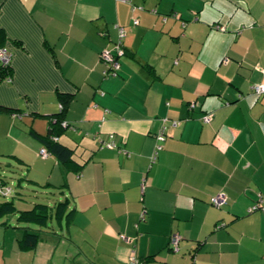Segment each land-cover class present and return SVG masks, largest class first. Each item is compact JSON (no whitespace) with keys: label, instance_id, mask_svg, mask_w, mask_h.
Masks as SVG:
<instances>
[{"label":"crops","instance_id":"0c3cea01","mask_svg":"<svg viewBox=\"0 0 264 264\" xmlns=\"http://www.w3.org/2000/svg\"><path fill=\"white\" fill-rule=\"evenodd\" d=\"M0 47V171L54 197L31 209L66 203L55 227L0 222V264H264V0H0ZM51 126L68 164L40 155Z\"/></svg>","mask_w":264,"mask_h":264},{"label":"trees","instance_id":"16d2710c","mask_svg":"<svg viewBox=\"0 0 264 264\" xmlns=\"http://www.w3.org/2000/svg\"><path fill=\"white\" fill-rule=\"evenodd\" d=\"M9 74H10V70L8 67H0V81L3 79L4 80L7 79L9 77ZM116 75H117V72L115 73L114 76ZM70 100H71V97L69 96H65L63 99H61V102L63 103L62 109H64V106H66ZM62 109H60L61 112H63ZM54 123H55L54 125L58 126L60 131L61 129L66 127L60 121H56ZM55 130L56 128L51 126L49 128L47 136L41 138L42 142L45 145L44 150L46 151L47 155H53L61 163L68 164L71 161V156H72L71 152L57 142V138L59 137L58 135L59 130L57 132ZM0 182L3 186L4 185L3 182L1 180ZM65 210H66V203L65 202L58 203L55 207L54 216L56 218L61 216ZM15 213H16V209L12 202L8 201V202H3L2 204H0V217L13 215ZM52 216L53 215L51 214L48 206L43 205V204H36L32 209L28 211L20 212L18 214L17 221L20 223L27 224V225L46 227L48 225V219H50ZM39 240H40V237H39L38 232L36 230H32L31 228L26 227L19 240L20 248L25 249V250L27 249L31 250L36 247ZM137 264H140V263L137 262Z\"/></svg>","mask_w":264,"mask_h":264},{"label":"built area","instance_id":"2783aa9c","mask_svg":"<svg viewBox=\"0 0 264 264\" xmlns=\"http://www.w3.org/2000/svg\"><path fill=\"white\" fill-rule=\"evenodd\" d=\"M123 2H126L127 0H122ZM134 24H137V21L134 22ZM118 34H119V39L118 42L116 44V52L115 53H111L110 51H103L100 54V59L102 61V63L104 65L107 66L108 68V73L115 75V73L118 71L120 65L118 63V56H122L123 55V51H122V41L125 37V30L123 28H118ZM11 61V53L0 47V67H8ZM253 91L256 95H261L264 94V84H259V85H255L253 86ZM60 109H62V106H59ZM196 107L195 103H190L189 108L192 110ZM203 121L204 123H209L210 122V114H207L203 117ZM165 129L161 130L160 133L157 136V140L159 141H163L165 139ZM112 139V137H111ZM103 148L109 149V150H116L117 147L115 145L114 142H109L106 143ZM161 149V147H158L157 150L159 151ZM40 155H42L43 157L47 156L46 151L44 149L40 150ZM152 163H154L156 161V154H154L151 158ZM7 191H9V189H4V187H2V185L0 184V195H6ZM227 200L226 197L223 195H218L214 198L211 199V205L216 207V208H220L222 206H224L226 204ZM262 213L264 214V199L259 198L249 209H248V213L249 214H254V213ZM141 219H144V213H141ZM180 238L178 236H172L171 240H170V248L171 250H173L174 252L178 251V244H179ZM131 264H137V260L132 259Z\"/></svg>","mask_w":264,"mask_h":264},{"label":"rangeland","instance_id":"374dc122","mask_svg":"<svg viewBox=\"0 0 264 264\" xmlns=\"http://www.w3.org/2000/svg\"><path fill=\"white\" fill-rule=\"evenodd\" d=\"M11 171H13V170H11ZM11 171H8L3 167L2 170L0 171V180L2 182H5L6 186H4V185L2 186V187H4V189L10 188L11 190H13V193H15L17 191L21 194H24L23 201H19V200L15 199V202H14L16 208L19 211L31 209L33 203H43V204L53 205L54 200H53V202L52 201L48 202V200H47L48 198L50 200H51V198L54 199V197L53 196L51 197L50 194H48V195H45V193L40 194V197L37 199L34 197L35 195L30 193V191L32 189L31 186L26 185V186H28L27 188L29 190H24V192H21L20 190H18L17 185L14 184V182H16L15 180L17 178H19L18 177L19 175L22 174V170H19L18 172H16L14 170L15 173H12ZM0 184H1V182H0ZM38 192H41V190H39ZM11 198H12L11 196L6 197V196L1 194L0 195V203L8 202V201L12 200ZM16 220H17V217H15L14 215L0 218V222L8 221V223L12 226H15ZM48 224L52 225L53 227H55L57 225V219L55 218V216L53 218L48 219Z\"/></svg>","mask_w":264,"mask_h":264}]
</instances>
